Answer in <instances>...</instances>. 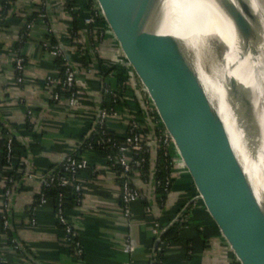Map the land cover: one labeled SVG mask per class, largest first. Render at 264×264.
<instances>
[{
    "label": "crops",
    "instance_id": "0c3cea01",
    "mask_svg": "<svg viewBox=\"0 0 264 264\" xmlns=\"http://www.w3.org/2000/svg\"><path fill=\"white\" fill-rule=\"evenodd\" d=\"M35 1L39 2L40 8L33 7ZM79 1L84 9L85 0ZM47 2L52 6L49 14L54 35L67 45L66 32L70 27V17L63 10L62 0H15L7 14L0 16V133L5 128L3 119L17 130L21 139L13 137L20 146V151L16 153L18 169L12 178V184L8 180L9 173L14 169L11 166L0 168V246L4 252L2 264H150L156 238L153 232L155 226L158 224L165 228L175 222L185 203L182 204L184 188L181 183L174 184L172 192L159 203L157 188L154 193L150 188L151 152L147 178L136 167L130 173L131 185L142 196L141 201L133 204L130 218L122 213L117 169L111 167L101 153L96 151L89 155L90 167L79 177L82 184L81 200L79 203L69 204L66 209L83 249L82 256L78 258L65 242L64 232L56 218L54 201L37 204L42 175L69 153L76 151L77 145L90 131L95 110L103 104L98 71H90L88 68L83 74L82 84L77 87L78 102L75 106L70 107L66 98L58 103L50 101L49 93L44 89V80L47 75L57 71L52 57L40 48L44 40L56 43L48 21L45 6ZM43 7L46 22L36 23L22 45L25 72L23 83L19 84L12 62L17 37L26 18L40 14ZM112 44L111 41L107 42L97 53L98 58L108 67L114 63L111 58L114 50ZM118 72L121 73L115 72V79L120 74ZM121 101L123 109L126 104L138 105L141 117L136 118L141 122L143 137L149 139L150 124L145 122L144 102L129 79ZM28 111L32 112V116H28ZM122 117L110 120V132L116 135L126 132ZM27 123L31 130L25 128ZM26 170L32 173L31 176H26ZM175 172L177 176L179 173L176 169ZM7 187L11 188V193L7 207L3 208L1 200ZM186 213L188 218L185 222L188 224L181 240L165 246L166 264H220L204 236L197 214L192 208ZM3 216L7 221L8 235L1 233ZM9 236L15 239L14 242L18 241L25 253L22 250L15 252L13 247L6 245ZM128 239L135 243L132 254L124 252Z\"/></svg>",
    "mask_w": 264,
    "mask_h": 264
},
{
    "label": "water",
    "instance_id": "95a60500",
    "mask_svg": "<svg viewBox=\"0 0 264 264\" xmlns=\"http://www.w3.org/2000/svg\"><path fill=\"white\" fill-rule=\"evenodd\" d=\"M215 1L232 21L244 46L251 45L253 59L257 58L264 65V50L254 49L261 42L263 18L253 12L251 4H255L264 16L263 0ZM93 2L121 56L128 79L144 102L145 122L150 124L151 132V137L144 139L151 152L152 192L157 188L160 133L168 145L175 169L182 178L183 187L194 213L197 214L204 236L220 264H264V205L259 203L244 166L233 149L224 121L209 100L198 72L187 60L181 43L171 35L157 33L161 28V23L155 16L159 0ZM45 6L54 35L49 14L52 6L49 2ZM54 37L65 61L74 72L76 85L79 87L86 70L73 60V56L88 58V70H97L99 47H94L84 32L85 48L82 49L83 55H80L77 47L66 45L55 35ZM112 67L117 65L113 63ZM99 80L103 78L99 77ZM228 84L230 98L238 104L235 112L238 125L245 133L247 143L252 146L251 140L256 129L252 101L235 79H229ZM102 90L103 81L100 86L101 95ZM257 94L264 101L261 84ZM101 108L102 104L95 110L92 128L84 141L96 130ZM2 122L14 138L21 140L17 130L3 119ZM139 123L143 131L141 122ZM258 172L264 178L262 167ZM25 174L31 176L32 173L26 170ZM173 225L174 222H171L155 238L150 264H153L162 236ZM16 242L19 244L17 240Z\"/></svg>",
    "mask_w": 264,
    "mask_h": 264
},
{
    "label": "built area",
    "instance_id": "2783aa9c",
    "mask_svg": "<svg viewBox=\"0 0 264 264\" xmlns=\"http://www.w3.org/2000/svg\"><path fill=\"white\" fill-rule=\"evenodd\" d=\"M45 1V0H44ZM14 0H7L6 3L13 4ZM92 11L95 12V17L89 16L84 18L85 25L96 24V18L100 20V14L98 9L93 2ZM45 11H41L36 17H33L25 22L23 29L17 37V48L13 57V66L15 73L17 75V82L19 84L23 83L24 72H25V57L22 53L23 44L26 38L29 36V33L32 31L33 27L39 21L46 20ZM94 32V31H93ZM98 32V38L101 40V43L106 41H112L111 35L105 26L102 25ZM107 43V42H106ZM113 54L111 56L112 61L117 65L118 70L126 74L125 78L119 85L115 84V71L111 72L108 77L105 79L103 85V104L100 111V116L97 124V134L101 136V140L96 141L95 143L86 144L80 151L74 152L73 154L67 156L64 161L60 162L58 165L53 166L48 169V171L41 177V191L38 197L37 204L42 205L49 201L48 194L53 188L58 192L55 198V209H56V218L61 226L62 231L65 235V242L72 249L73 255L78 258L82 256L83 249L81 243L78 239V234L74 230L73 225L70 219L67 216L66 208L64 207L65 200L67 198V193L65 189L71 188L72 194L76 199V203H79L82 197V184L79 181L80 175L87 171L90 167L89 155L91 152L102 148V146L111 147L115 150L114 154L108 155L106 161L109 162L110 166L113 168H119L118 178L120 180L121 188V204H122V213L126 218H130L132 214V206L136 202L142 200L140 192L131 185L130 173L134 167H139L141 163L145 161L143 154L148 153V147L146 146V140L143 138L140 128L139 120L126 108H119L118 101L121 100L122 93L127 88V71L123 64L120 54L117 49L114 47ZM40 48L46 52L52 58L64 59L63 53L59 48V45L52 43L50 40H44L40 44ZM77 51L80 55H83L82 49ZM60 72V73H59ZM59 72L56 74H49L44 80V89L48 92V97L53 103H58L63 98H66L67 103L70 107H73L77 104V83L75 74L72 71L70 65L65 61L61 64ZM28 116H32V112H27ZM118 116H123L126 118L128 123L127 134L122 138L110 134V128L108 122L110 119ZM158 149L162 152L164 161L166 162V168H171L175 170V164L170 155L168 145L165 139L158 133ZM13 141L14 138L12 134L6 132L4 136V143L2 144L5 151V158L9 166H13L12 157H13ZM132 155L141 156L139 161H134ZM11 184L13 179L9 178L8 180ZM157 183L156 185H159ZM171 185L169 178H166L163 183V190L166 192V195L170 192L169 186ZM11 188L7 187L2 198L3 208L7 207L8 200L10 197ZM192 208V204L189 200H186L181 207L180 213L175 224H182L188 218L186 213L187 210ZM193 209V208H192ZM149 212V208L146 209ZM189 213V212H188ZM173 225V226H174ZM4 229L7 228V221L5 216H3ZM164 228L158 224L155 226L153 232L156 234V237L159 236L161 231ZM165 246L164 243L159 244V247L156 250L157 253H163ZM135 251V243L132 239L126 241L124 252L131 254ZM155 254L153 259V264H166L164 260L158 258ZM4 261V252L0 246V263ZM127 264H131L127 263Z\"/></svg>",
    "mask_w": 264,
    "mask_h": 264
},
{
    "label": "bare ground",
    "instance_id": "6f19581e",
    "mask_svg": "<svg viewBox=\"0 0 264 264\" xmlns=\"http://www.w3.org/2000/svg\"><path fill=\"white\" fill-rule=\"evenodd\" d=\"M251 4L253 12L263 18L261 42L254 47L263 51L264 16L255 4ZM156 8L155 16L161 23L157 33L171 35L181 43L187 60L198 72L209 100L224 121L233 149L244 166L259 203L264 205V178L258 172L260 167L264 169V101L257 94L259 84L264 89V65L257 58L253 59L250 44L240 48L243 42L238 38L232 21L215 0H159ZM215 15L218 21L214 20ZM224 32L227 33V43H234L233 51L227 49ZM231 78L241 85L242 91L252 101L256 121L252 146L247 143L235 116L238 104L230 98L228 80Z\"/></svg>",
    "mask_w": 264,
    "mask_h": 264
},
{
    "label": "trees",
    "instance_id": "16d2710c",
    "mask_svg": "<svg viewBox=\"0 0 264 264\" xmlns=\"http://www.w3.org/2000/svg\"><path fill=\"white\" fill-rule=\"evenodd\" d=\"M6 1L7 0H1L0 1V16L7 14L8 10L13 5V4L11 5L9 3H6ZM14 2H15V0H14ZM84 3H85L84 9H82V6H81L82 4L79 0H62L63 10L70 17V27H69V29H67V32H66L67 44L71 45L73 47H77L78 49H84L85 44L83 42V36H84V32H85L88 35L93 46L96 48L99 47L98 49L100 50L101 46H103L104 44H107L106 42H109V41H106L105 43L102 44L101 40L98 38V32L97 31L100 30V28L102 27L104 22L102 20H100L99 18H96L95 26L85 25L83 22L84 18L89 17V16L95 17V12L92 11L93 0H85ZM33 7L38 9L41 6H39L38 1H35L33 3ZM44 10L45 9L43 7L41 9V11L43 12ZM36 16H37V14L30 15L26 18V21H28L29 19L36 17ZM39 22H41V21H39ZM45 22H46V20L42 21V23H45ZM51 42L54 43V41H51ZM97 59H98V66H97L98 72H97V74L99 77L103 78V80H101V81L99 80L100 86H101V82L103 81V85H104L105 79L108 77V75L111 72H113V71L117 72L120 70H118L117 67H112V65L110 67H108L109 65L107 66L106 63L103 64V60L99 59L98 56H97ZM52 60H53V63L55 64V71H57V72H53L52 74H56L59 72L60 66L64 62V59L52 58ZM73 60L75 62L77 61L81 65V67H83L84 69H87L90 66V60L84 56H79V57L73 56ZM119 73L120 72H118V74ZM120 74L118 75V78L116 79L117 81L116 80L114 81L115 84L119 85L124 79H126L123 72H121ZM118 106L120 109L123 107L121 100L118 101ZM127 108L135 117H137V118L141 117V112H140L137 104H134V105L126 104V109ZM122 119H123V122L126 124L125 125L126 126V132L123 135H116L113 132H110L111 135L114 134L115 136L122 138L124 135L127 134L128 123H127L126 118L122 117ZM110 120H109V122H110ZM109 122H108V125H109ZM25 128L27 130H31L30 125L28 123L25 124ZM91 128H92V126H91ZM91 128H90V130H91ZM6 132L7 131L4 128V129H2V132L0 133V136L2 137V138H0V168L3 166H9V164L7 163L6 158H5L4 148L2 147L3 146L2 144L4 143V135L6 134ZM141 133H142V136H144L143 131H141ZM85 138L86 137L83 138L82 142L84 141ZM98 140H101V136H99L97 134V128H96V130L91 134L89 139L85 140L82 145H80V144L77 145V149L74 152L76 153V152L80 151L86 144L95 143ZM19 151H20V146H18V144L15 143V141H13V157H12L13 166H12V168L14 170L9 173L10 178H13V176L16 175V171L18 169V166H16V163H17L16 162V156H17L16 153ZM96 151L101 153L104 156L105 160H106L108 155L115 153V150L113 148L106 147V146H102V148H98L97 150H95L93 152H96ZM142 156L145 159V161L143 163H141L139 165V167L136 166V168L139 169L143 173V176L145 178H147V174H148V170H149V163H148L149 152L148 153L146 152ZM140 157L141 156H138V155H132V159L134 161H139ZM166 166H167V164L164 161L162 152L159 151V166H158V170L156 173V184L160 183L159 185H157V193L160 195L159 203H162L164 201V198L166 197V192H164V190H163L164 189L163 183H164L166 178H169L170 183H171V185L169 186V190H172L174 188V184H180V183H181V185L183 184L181 176L179 174L176 176L175 170L171 169V168H166ZM116 169L119 173L120 169L119 168H116ZM57 192L58 191L55 188H53V190H51L48 194L49 200H53L54 203H55V198H56ZM65 192L67 193V198L65 200L64 207L67 209V206L69 204H71V203L73 204V202L74 203L76 202V199H75L74 195L73 196L70 195V194H72L71 188L65 189ZM187 199H188V194H187L186 190L184 189V199H183L182 204ZM187 224H188V222H185L184 224H175L174 226L170 227L162 236V243H164L166 245V244H169L172 242L180 241L182 238L183 230ZM1 229H2L1 233L7 234V235L9 234L8 228L4 229L2 227ZM11 236H9L8 241L5 242L6 245L13 247L15 252H21V247L16 242L13 241L14 238H12L13 236L12 237ZM156 256L158 258H160L161 260H164V261L166 260L165 256H164V252L163 253H157ZM0 264H2V263H0Z\"/></svg>",
    "mask_w": 264,
    "mask_h": 264
},
{
    "label": "rangeland",
    "instance_id": "374dc122",
    "mask_svg": "<svg viewBox=\"0 0 264 264\" xmlns=\"http://www.w3.org/2000/svg\"><path fill=\"white\" fill-rule=\"evenodd\" d=\"M263 2H264V0H263ZM213 18H214V20L216 18V20L218 21L217 15H215ZM224 40H226L225 43H226L227 49L233 51L234 50V43H232V42L231 43H227L228 38H227V33L226 32H224ZM240 48H244V44L243 43H240ZM255 50H257V49H255ZM251 56H252V54H251ZM263 128H264V125H263Z\"/></svg>",
    "mask_w": 264,
    "mask_h": 264
}]
</instances>
